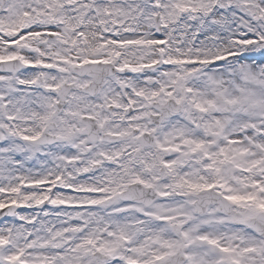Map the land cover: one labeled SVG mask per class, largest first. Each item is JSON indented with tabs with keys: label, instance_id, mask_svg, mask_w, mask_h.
Returning <instances> with one entry per match:
<instances>
[{
	"label": "snow or ice",
	"instance_id": "obj_1",
	"mask_svg": "<svg viewBox=\"0 0 264 264\" xmlns=\"http://www.w3.org/2000/svg\"><path fill=\"white\" fill-rule=\"evenodd\" d=\"M0 264H264V0H0Z\"/></svg>",
	"mask_w": 264,
	"mask_h": 264
}]
</instances>
